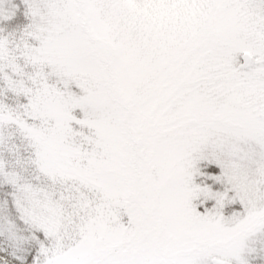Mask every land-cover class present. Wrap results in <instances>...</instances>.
<instances>
[{
	"label": "snow or ice",
	"instance_id": "snow-or-ice-1",
	"mask_svg": "<svg viewBox=\"0 0 264 264\" xmlns=\"http://www.w3.org/2000/svg\"><path fill=\"white\" fill-rule=\"evenodd\" d=\"M0 264H264V0H0Z\"/></svg>",
	"mask_w": 264,
	"mask_h": 264
}]
</instances>
